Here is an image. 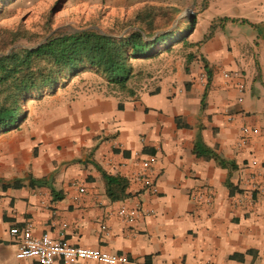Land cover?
I'll use <instances>...</instances> for the list:
<instances>
[{
	"label": "crops",
	"instance_id": "crops-1",
	"mask_svg": "<svg viewBox=\"0 0 264 264\" xmlns=\"http://www.w3.org/2000/svg\"><path fill=\"white\" fill-rule=\"evenodd\" d=\"M236 13L134 93L56 100L0 130V264H38L16 255L26 224L127 257L114 264H264V0ZM198 135L217 158L194 152Z\"/></svg>",
	"mask_w": 264,
	"mask_h": 264
},
{
	"label": "rangeland",
	"instance_id": "rangeland-1",
	"mask_svg": "<svg viewBox=\"0 0 264 264\" xmlns=\"http://www.w3.org/2000/svg\"><path fill=\"white\" fill-rule=\"evenodd\" d=\"M195 1L12 0L0 12V25L9 28L21 26L30 31L31 37L20 39L10 45L7 51L0 50V53L9 52L12 46L36 47L52 32L59 30L66 32L93 26L122 35L129 29H138L146 25L142 23L145 20L153 23V35L151 37L145 35L149 40H153L159 33L177 31L178 35L166 41L161 47H155L154 51L147 55L132 59L136 70L141 69L142 72L135 78L138 86L150 79L156 65L166 66L172 60L177 63L184 60L192 45L203 36L208 20L211 19L213 23L222 22L237 14L238 10L247 8V0H202L201 3ZM205 12L209 14L204 15ZM138 14H141V20L136 22ZM62 81L56 87L28 98L23 104L22 119H28L32 111L36 114L39 108L50 106L56 100L77 99L79 96L87 95L86 92L97 94L107 85L105 78L90 70L70 75Z\"/></svg>",
	"mask_w": 264,
	"mask_h": 264
},
{
	"label": "trees",
	"instance_id": "trees-1",
	"mask_svg": "<svg viewBox=\"0 0 264 264\" xmlns=\"http://www.w3.org/2000/svg\"><path fill=\"white\" fill-rule=\"evenodd\" d=\"M11 1L0 0V12ZM135 20H141V14L136 15ZM142 23L146 25L129 29L122 35L93 26L74 31H54L36 47L15 46L4 52L0 56V130L9 129L22 119L23 104L28 98L56 87L70 75L84 70L105 78V90L134 93L135 78L142 72L141 69L136 70L132 59L147 55L178 35L177 31L164 32L149 40L145 35H153V23L145 20ZM25 37H31L30 31L21 26L9 28L0 25V50L7 51L10 45ZM194 152L198 156L218 157L199 135ZM220 162L227 164L222 158ZM103 175L111 199L127 197L129 180L126 177L106 171Z\"/></svg>",
	"mask_w": 264,
	"mask_h": 264
},
{
	"label": "built area",
	"instance_id": "built-area-1",
	"mask_svg": "<svg viewBox=\"0 0 264 264\" xmlns=\"http://www.w3.org/2000/svg\"><path fill=\"white\" fill-rule=\"evenodd\" d=\"M242 129L245 135L240 143L245 141L248 132V127L243 126ZM198 196L202 197V194L200 193ZM120 213L128 214L124 207L121 208ZM128 218L129 220L133 219L129 215ZM10 234L19 244L17 257L34 258L38 264H53L56 260L74 262L83 258L98 259L108 264L127 261V257L123 254L109 253L82 244H72L65 239L53 237L49 232L35 235L31 224L13 226L10 229Z\"/></svg>",
	"mask_w": 264,
	"mask_h": 264
},
{
	"label": "water",
	"instance_id": "water-1",
	"mask_svg": "<svg viewBox=\"0 0 264 264\" xmlns=\"http://www.w3.org/2000/svg\"><path fill=\"white\" fill-rule=\"evenodd\" d=\"M13 47H15V46H12V47L10 48V50H11ZM0 55H3V53H0Z\"/></svg>",
	"mask_w": 264,
	"mask_h": 264
}]
</instances>
